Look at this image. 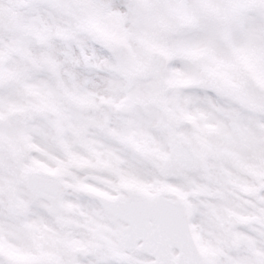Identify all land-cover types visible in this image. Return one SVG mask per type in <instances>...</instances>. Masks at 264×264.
<instances>
[{
	"label": "snow or ice",
	"instance_id": "obj_1",
	"mask_svg": "<svg viewBox=\"0 0 264 264\" xmlns=\"http://www.w3.org/2000/svg\"><path fill=\"white\" fill-rule=\"evenodd\" d=\"M0 264H264V0H0Z\"/></svg>",
	"mask_w": 264,
	"mask_h": 264
}]
</instances>
